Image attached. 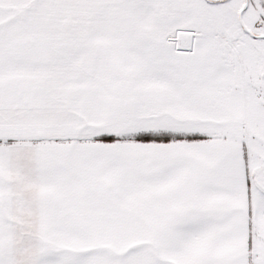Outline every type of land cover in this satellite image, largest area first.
Here are the masks:
<instances>
[{"label":"snow or ice","instance_id":"snow-or-ice-1","mask_svg":"<svg viewBox=\"0 0 264 264\" xmlns=\"http://www.w3.org/2000/svg\"><path fill=\"white\" fill-rule=\"evenodd\" d=\"M0 264H264V0H0Z\"/></svg>","mask_w":264,"mask_h":264}]
</instances>
